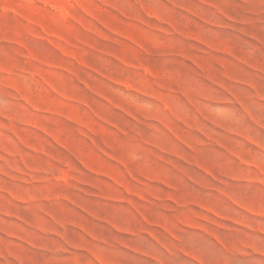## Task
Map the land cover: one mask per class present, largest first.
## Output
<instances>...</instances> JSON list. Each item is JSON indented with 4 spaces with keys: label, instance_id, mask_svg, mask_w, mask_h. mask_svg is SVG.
I'll return each instance as SVG.
<instances>
[{
    "label": "rangeland",
    "instance_id": "obj_1",
    "mask_svg": "<svg viewBox=\"0 0 264 264\" xmlns=\"http://www.w3.org/2000/svg\"><path fill=\"white\" fill-rule=\"evenodd\" d=\"M0 264H264V0H0Z\"/></svg>",
    "mask_w": 264,
    "mask_h": 264
}]
</instances>
